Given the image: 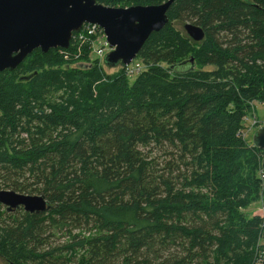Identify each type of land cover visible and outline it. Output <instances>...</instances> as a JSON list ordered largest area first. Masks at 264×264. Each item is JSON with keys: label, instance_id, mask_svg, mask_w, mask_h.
Returning a JSON list of instances; mask_svg holds the SVG:
<instances>
[{"label": "trees", "instance_id": "1", "mask_svg": "<svg viewBox=\"0 0 264 264\" xmlns=\"http://www.w3.org/2000/svg\"><path fill=\"white\" fill-rule=\"evenodd\" d=\"M168 17L133 76L106 73L80 40L0 73V189L51 204H0L8 264L254 261L263 222L243 210L259 197V149L242 131L264 103V0H179ZM55 232L68 238L52 247Z\"/></svg>", "mask_w": 264, "mask_h": 264}, {"label": "water", "instance_id": "2", "mask_svg": "<svg viewBox=\"0 0 264 264\" xmlns=\"http://www.w3.org/2000/svg\"><path fill=\"white\" fill-rule=\"evenodd\" d=\"M177 1L121 8L96 0H0V73L17 69L36 50L46 54L68 49L74 34L85 24L104 30L111 49L103 60L105 66L125 68L137 59L151 34L169 23L168 12ZM183 29L195 42L205 38V31L196 24L186 23ZM252 140L264 151V126L254 132ZM0 204L9 213L23 209L31 215L51 208L42 195L1 189Z\"/></svg>", "mask_w": 264, "mask_h": 264}, {"label": "rangeland", "instance_id": "3", "mask_svg": "<svg viewBox=\"0 0 264 264\" xmlns=\"http://www.w3.org/2000/svg\"><path fill=\"white\" fill-rule=\"evenodd\" d=\"M176 27L178 29L183 30L182 24H177ZM92 59L98 61V59H96L94 56L92 57ZM118 69L119 68H112V69L106 68L105 71L110 75H114L117 73ZM251 111H252V116L246 121L245 129L257 130L258 128L264 126V103L254 102ZM252 135L250 134L249 136H247L246 140L249 141ZM259 177L261 179L260 168H259ZM243 213L247 217V219H251L253 217H260L264 224V179L263 180L261 179V189L258 200L252 203L248 208L243 210ZM67 238L68 235L64 236L62 233L55 232L53 236L50 238L49 243L52 247H56L59 244L64 243V241H66ZM263 254H264V233L255 252V256H254L255 259L252 262V264H258V257L262 256ZM0 264H8V263L0 257Z\"/></svg>", "mask_w": 264, "mask_h": 264}, {"label": "built area", "instance_id": "4", "mask_svg": "<svg viewBox=\"0 0 264 264\" xmlns=\"http://www.w3.org/2000/svg\"><path fill=\"white\" fill-rule=\"evenodd\" d=\"M79 40L84 41L86 43L88 42L87 46L89 47L88 49L91 52V56L92 57L94 56L96 59H98L99 62H103L105 56L111 51L104 30L97 25L85 24L82 27L81 31L79 33L74 34L72 38L73 42ZM143 68L144 66L141 63L134 61L133 63H131L129 66L126 67V70L128 75L133 76L139 73L141 70H143ZM253 133H254L253 129L251 130L245 129L242 131V137L246 139L247 136H249L250 134L252 135ZM253 147L255 146L252 144L251 148ZM257 151H258L257 153L258 160L260 162L259 164L260 176L261 179L263 180L264 170L262 169V163L264 160V151L261 150H257ZM263 233H264V224L262 223V237H263ZM263 258H264V254L258 257V264H262Z\"/></svg>", "mask_w": 264, "mask_h": 264}]
</instances>
